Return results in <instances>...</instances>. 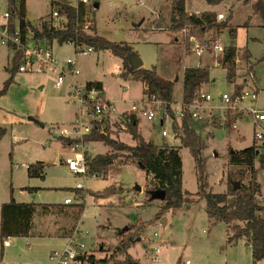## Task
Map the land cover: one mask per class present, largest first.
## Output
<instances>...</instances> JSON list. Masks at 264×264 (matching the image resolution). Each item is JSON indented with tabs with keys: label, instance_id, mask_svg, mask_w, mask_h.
Segmentation results:
<instances>
[{
	"label": "rangeland",
	"instance_id": "rangeland-1",
	"mask_svg": "<svg viewBox=\"0 0 264 264\" xmlns=\"http://www.w3.org/2000/svg\"><path fill=\"white\" fill-rule=\"evenodd\" d=\"M94 3L97 7L89 14V19L99 35L111 42L132 46L142 60L143 68H156L159 76L174 82V111L179 110L177 103L182 101L185 68L209 66L210 80L203 85L202 92L214 99L213 107L220 106L216 100L218 96L233 91L225 70L218 67L212 55H196L187 44L188 32L170 30L171 0H94ZM185 7L188 13L210 10L229 18L230 25L238 26L236 46L247 47L252 56L250 63L254 65L251 75L248 71L250 63L243 59L242 51L239 53L236 81L240 84L246 79L245 87L256 91L257 99L245 102L247 109L236 124V130L228 132L223 126L224 120L218 122L220 115L215 111L205 112L203 118L192 121L205 144L201 158L205 164L208 190L223 193L232 183L242 181L238 172L244 173L243 183L248 178L243 167L230 164L229 156L230 151L245 149L254 142V116L249 109L264 110V60L260 61L264 55V28L261 17L252 14L251 3L226 0L213 7L204 0H186ZM52 10L50 0H26L27 18L34 26L42 18L50 20ZM5 12L6 0H0V15ZM218 38L223 47L231 42L227 29ZM44 44L52 47L59 60L77 59L80 75L74 81L102 84L104 97L116 107L115 117L109 122V131H103L105 137L134 146L135 142L121 125V119L123 111L142 99L143 83L132 77L122 78L121 59L109 51H92L85 56L78 54L71 44L59 45L55 41ZM12 56L11 49L0 45V90L13 77L6 93L0 95V128L5 129L0 141V201L8 200L11 195L19 202L64 204L66 198H71L72 204L67 206L70 210L54 212L49 221L61 223L66 220L64 229L69 230L70 236L77 231L79 242L96 259L112 257L119 241L131 232L136 239H141L139 242L135 240L129 250L140 264L146 262L147 240L154 234L158 235L156 243L162 247L161 258L165 264H264V260H253L252 249L246 242L227 243L226 225L211 222L203 199L196 197L197 200L191 204L156 218L162 202L150 199L147 176L136 165H112L105 177L75 175L62 161L71 156L70 150L54 136L58 128H69L76 118L77 107L68 94L70 84L65 82L57 88L58 74L54 69L11 75ZM139 119V131L146 141L159 146H181L179 137L161 136L164 128L172 127V118H168L164 125L160 124L158 117L151 122L141 116ZM211 119H215L217 127L212 126ZM108 151L102 142L87 145L90 156ZM259 151L264 154V148H259ZM181 157L183 188L196 194L198 184L194 157L185 147L181 148ZM37 162L45 164L43 178L28 176L27 166ZM255 169L264 199V168L260 161H256ZM78 183L84 185V189L79 190L84 195L83 199L75 190ZM109 188L117 191L106 197H96L97 193H105ZM80 204L82 211L78 207ZM63 218L65 220L59 222ZM41 220L38 215L36 228L43 224ZM120 230L123 235L118 234ZM65 243L67 241L63 238L40 240L33 237L27 240L15 237L9 240L8 245L0 242V259L6 264H53L50 254L62 250ZM121 259V254L114 257L115 261ZM106 264L114 263L109 260Z\"/></svg>",
	"mask_w": 264,
	"mask_h": 264
},
{
	"label": "trees",
	"instance_id": "trees-1",
	"mask_svg": "<svg viewBox=\"0 0 264 264\" xmlns=\"http://www.w3.org/2000/svg\"><path fill=\"white\" fill-rule=\"evenodd\" d=\"M209 6H218L226 0H204ZM243 4L251 3L252 14L259 15L262 19V27L264 28V0H239ZM7 12L10 14V27L13 31L18 23L19 30L23 42H25L28 31L31 33L32 41L37 43L44 42L52 44L54 41L59 45L71 44L77 49L80 47H90L93 51H109L113 55L121 59V77L127 79L132 77L134 80L141 81L147 86L149 94H156L165 102L173 103L174 82L163 79L158 75L156 68L145 69L140 68L133 71L127 56L134 53L132 46L126 43L111 42L105 37L99 35L92 27L90 31H85L82 22H84L85 10L80 7L75 9L70 6L68 0H58L59 14L66 18L64 25H58L49 18H42L36 26L32 25L26 19V0H6ZM186 0H171L170 8V30L180 32L186 30L190 35L199 39L212 35V39L218 38L223 30H228L230 35V44L224 47V52L219 56L214 57L218 67L225 70L226 79L229 84L233 85V93L240 94L245 87V80L242 83H237L236 75L239 65V53L243 55V59L252 60V56L247 49L238 48L236 46L237 28L229 24L230 19L217 20L215 11H203L199 13L186 12ZM189 46V44H188ZM264 60V55L260 61ZM23 62L22 51L13 53L10 69L11 75L18 72L19 66ZM253 63H250L249 72L253 71ZM13 77H10L0 90V95H3L8 90ZM210 80L209 66H195L185 68L183 73V94L182 102L184 105L191 104L197 97L198 93L202 92L204 84ZM102 92L103 87L100 82H92L87 84ZM146 93V92H145ZM170 112V108H168ZM121 119V125L125 126V130L135 142L134 146L127 145L116 138L109 136L101 139L103 131H109L110 120L92 121V131L88 136H85L87 144L92 142H102L109 151L105 154H97L90 156L85 152V160L87 163L86 176H106L109 168L112 165L133 164L145 172L147 176V189L149 191L163 190L166 192V198L160 206L159 213L156 215L165 214L169 211H175L185 205L191 204L196 197L205 201V211L208 218L213 224L224 223L226 225L227 243L232 244L239 241L249 243L252 249V258L255 262L264 260V199L261 197V187L257 182V174L255 169L256 161H260L264 168V154L259 151V148H264V142L259 145L254 139L251 146L230 153L229 161L232 166L243 167L248 172L246 183H243L244 173L238 172L242 180L238 189H234L233 183L229 185L228 190L223 193H213L208 190L207 176L205 164L201 158V151L204 148V142L197 130L192 126V119L185 115L180 125L176 122L173 124V131L177 128L181 129V146H159L152 142L146 141L139 131V118L136 114L124 113ZM235 117L227 115L225 128L232 133V123ZM212 126L217 124L215 119H211ZM5 135V129L0 128V141ZM65 147L72 146L75 142L57 136ZM185 147L190 150L194 157L198 191L196 194L190 193L183 188L182 170L183 162L181 157V148ZM45 164L37 162L36 164L27 166L28 176L31 178H43ZM30 190V189H29ZM78 192V197L83 199L84 195ZM117 190L109 188L105 193H97L96 197H106L112 195ZM65 206V205H64ZM60 204H43L16 202L13 198L6 202L1 207L0 212V242H4L9 238L31 237L33 229V219L35 214L42 211L43 214H48L50 209L62 211L64 208ZM82 211V204L78 206ZM118 234L123 235L120 230ZM126 236V237H125ZM116 245L112 257L104 259H96L94 254H89L88 261L94 264H106L109 260H113L114 264H140L130 253L129 250L133 247L136 236L131 232L125 235ZM117 254L122 255V259L115 261L114 257ZM115 261V262H114ZM179 264V262L177 263Z\"/></svg>",
	"mask_w": 264,
	"mask_h": 264
},
{
	"label": "built area",
	"instance_id": "built-area-1",
	"mask_svg": "<svg viewBox=\"0 0 264 264\" xmlns=\"http://www.w3.org/2000/svg\"><path fill=\"white\" fill-rule=\"evenodd\" d=\"M50 1L53 6L50 17L51 20L55 23L60 21V23L57 24L64 25L66 23V18L59 14L57 6L58 0ZM68 2L70 6L75 9L82 7L85 10L82 26L85 31H90L93 27V21L89 19V14H91L92 11H95L94 0H68ZM10 18L8 12L0 15V45L11 49L13 53L22 51L23 62L19 66L18 72L42 73L46 70L54 69L58 74L55 82L57 88L62 87L65 82L70 84L68 94L71 96L72 104L77 107L76 118L69 128H58L55 134L69 140H76L72 146L68 147L71 156L62 161L68 165L69 169L75 175H86L87 163L85 160V152L87 151L88 144L85 142V136H88L91 133L93 120L111 121V119L115 117L113 116V113L116 112V107L113 102L104 97L103 92L92 86H88L87 84L80 85L73 80L76 76L80 75L76 58H67L64 60L57 59L51 46L44 44V42L37 43L32 41L30 31H28L25 42H23L18 23H16V28L13 31L11 30ZM223 19H225V17L222 14L217 15L218 21ZM183 33L187 34V31L183 30ZM187 44H189L190 50L198 56L208 53L209 55L216 57L224 52L225 47L220 44L219 38L212 39V35H206V37L199 39L189 34L187 37ZM75 51L80 55L87 56L93 51V49L90 47L78 46ZM250 73L252 75V72ZM256 99V91H252L248 87H245L242 92L237 95L233 92L221 94L216 98L220 106L213 107L211 104L214 99L211 95L206 92H200L196 99L189 105H184L182 101L177 103L179 110L174 111L172 108L173 103L165 102L159 95H150L147 86L144 85L142 99L138 102L132 103L130 109L123 111L122 115L126 112L132 113L136 114L138 118L141 116L150 122L158 117L159 122L162 125L165 124L168 118H172L173 124L176 122L180 125L185 115L190 116L192 120H196L203 118V115L206 114L205 112L215 111V113L220 115L218 122L221 123L222 120H224L223 126L225 127V121L230 112V116L235 117L231 127L234 131V129H237L236 124L241 119L243 111L247 109L245 102H253ZM168 108H170V112ZM249 110L254 116L252 120L254 139L258 144L259 142L263 143L264 110ZM84 119L87 120L85 121ZM177 119L179 123L177 122ZM172 127L164 128L161 132V136L167 138L170 135H175V137L181 138V129L177 128L173 131ZM83 189V184L78 183L76 185L75 190ZM71 204V198H66L64 200V205ZM157 236V234H154L153 238L147 240L149 246L145 264H165L161 258L162 247L156 243ZM78 238L76 231L67 239V243L62 250L53 251L50 254V260L53 264H94L88 261L90 252L86 250L84 244L79 242ZM2 260L3 259H0V264H6Z\"/></svg>",
	"mask_w": 264,
	"mask_h": 264
},
{
	"label": "crops",
	"instance_id": "crops-1",
	"mask_svg": "<svg viewBox=\"0 0 264 264\" xmlns=\"http://www.w3.org/2000/svg\"><path fill=\"white\" fill-rule=\"evenodd\" d=\"M94 5L97 7V3H94ZM215 12L218 13L217 11H215ZM26 19L28 20L27 11H26ZM95 29H96V27H95ZM238 48H240V47H238ZM75 82L78 83L77 81H75ZM80 85H86V83L80 84ZM11 198H13L16 202H19L13 196L10 195L8 200H1L0 201V212H1L2 205L4 203H6V202H9L11 200ZM20 203H22V202H20ZM25 203H29V202H25ZM39 205H43V204H39ZM47 205H50V204H47ZM60 205L64 206V204H60ZM67 206L68 205H65L64 208L62 209V211H58V210H54L53 211L52 209H50V212L48 214H43L42 211L39 208L38 209L39 211L35 214L34 219H33V229H32V232H31L32 235H31V237L24 238V239L28 240V239L33 238V237H35L37 239H40V240L52 239V238H63V239H65L67 241V239L70 237V233H69V230L64 229L66 227V223H65L66 220L64 218L63 219H59V222H61L60 220H65V222H61V223H58L57 221H55V222L49 221L51 218H53L52 215L54 214V212L64 213L66 210H70ZM38 215L41 216V218H42L41 223H43V224L42 225H38L37 228H36L35 220H36ZM40 230H43V231H40ZM10 239L11 238L6 240L4 244L8 245Z\"/></svg>",
	"mask_w": 264,
	"mask_h": 264
},
{
	"label": "water",
	"instance_id": "water-1",
	"mask_svg": "<svg viewBox=\"0 0 264 264\" xmlns=\"http://www.w3.org/2000/svg\"><path fill=\"white\" fill-rule=\"evenodd\" d=\"M96 8V6H95ZM127 60L130 63V66L132 68L133 71H136L140 68H143V62L140 59V57L134 52L130 55L127 56ZM30 120H34L33 118H30ZM55 137H57L56 134H54ZM105 138V135L103 134L101 139L103 140ZM231 153H233L234 151H230ZM234 185V189H238L240 187L239 183H233ZM147 194L149 195L150 199L152 200H159L161 202H163L166 198V192L163 190H157V191H147ZM126 230V229H124ZM141 239L137 238L136 242H139ZM246 245H249V243L246 242Z\"/></svg>",
	"mask_w": 264,
	"mask_h": 264
}]
</instances>
